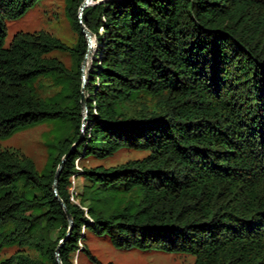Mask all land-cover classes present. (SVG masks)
Returning <instances> with one entry per match:
<instances>
[{"label":"trees","instance_id":"obj_1","mask_svg":"<svg viewBox=\"0 0 264 264\" xmlns=\"http://www.w3.org/2000/svg\"><path fill=\"white\" fill-rule=\"evenodd\" d=\"M37 1L0 0V138L46 120L62 133L43 172L20 151L0 150V251L18 247L0 264H72L88 230L115 247L190 253L193 264H264V0L86 6L94 51L82 130L83 0H66L73 47L46 31L17 32L5 46V21ZM40 77L59 92L40 96ZM73 143L57 180L69 226L52 181ZM121 148L147 153L82 166L72 201L75 160Z\"/></svg>","mask_w":264,"mask_h":264},{"label":"rangeland","instance_id":"obj_2","mask_svg":"<svg viewBox=\"0 0 264 264\" xmlns=\"http://www.w3.org/2000/svg\"><path fill=\"white\" fill-rule=\"evenodd\" d=\"M66 0H39L30 7L23 15L16 19L5 21L7 46L17 32L46 31L73 47L76 42V33L72 30L66 15ZM49 56L56 57L66 67L72 64V57L68 52L54 50ZM35 87L42 97H50L59 92L60 87L49 78L40 77ZM60 123L55 121H43L37 124L21 128L7 137L0 138V150H18L31 158L39 172H43L48 163L50 145L56 136L62 133ZM147 152L130 148H121L112 155L96 158L90 157L79 160V166L104 167L114 166L128 159L143 157ZM82 177H75V190L80 188ZM74 200L76 201L75 194ZM85 245L88 253H85ZM18 247L7 246L0 251V260L11 255ZM24 252L33 254L30 249L23 248ZM90 256L101 264H193L194 255L190 253L171 252L158 248L140 249L115 247L105 235H98L92 231L86 232V238L79 243V249L71 257L72 264H97Z\"/></svg>","mask_w":264,"mask_h":264},{"label":"water","instance_id":"obj_3","mask_svg":"<svg viewBox=\"0 0 264 264\" xmlns=\"http://www.w3.org/2000/svg\"><path fill=\"white\" fill-rule=\"evenodd\" d=\"M98 1L99 0H83L81 2V4L79 5L78 12H77L78 22L81 24L80 30H81V33L84 35V37L86 39V43H87V48H86L85 54H84L83 59H82L81 64H80V71H81V91H80L81 92V99H80V103H81V107H82L81 130L85 125L86 116H87V107H86V101H85V95H84V86H85V83H86L87 78H88V71H89V67H90V63H91L92 55H93V51H94V36L91 33V31L82 24L81 15H82L83 9L86 6L97 3ZM87 59H88V61H87ZM75 145H76V143H73L71 145V147L69 148V150L61 157L60 162L58 163L56 170L54 172L53 181H52L53 194H54L55 198L58 200L60 206L62 207V209H63V211L67 217L69 226H71V224H72V219L66 210L65 203L58 197L57 180H58L60 172L63 168L64 162L66 161L68 155L70 154L71 149L74 148ZM67 234H69V231L67 232ZM61 243H62V240L59 242L58 246ZM58 246L55 250V256H56V261L59 263Z\"/></svg>","mask_w":264,"mask_h":264},{"label":"built area","instance_id":"obj_4","mask_svg":"<svg viewBox=\"0 0 264 264\" xmlns=\"http://www.w3.org/2000/svg\"><path fill=\"white\" fill-rule=\"evenodd\" d=\"M78 159L75 160V170L76 172L74 174L71 175L70 177V181H71V187H70V195H71V200H74V194L76 192L75 190V177L79 174V172L81 171L82 167L78 165Z\"/></svg>","mask_w":264,"mask_h":264},{"label":"bare ground","instance_id":"obj_5","mask_svg":"<svg viewBox=\"0 0 264 264\" xmlns=\"http://www.w3.org/2000/svg\"><path fill=\"white\" fill-rule=\"evenodd\" d=\"M89 59V58H88ZM88 59H87V61H88Z\"/></svg>","mask_w":264,"mask_h":264}]
</instances>
